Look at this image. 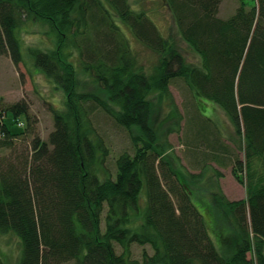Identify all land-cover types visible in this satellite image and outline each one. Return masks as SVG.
<instances>
[{
    "label": "trees",
    "instance_id": "1",
    "mask_svg": "<svg viewBox=\"0 0 264 264\" xmlns=\"http://www.w3.org/2000/svg\"><path fill=\"white\" fill-rule=\"evenodd\" d=\"M222 1L163 0L178 35L199 57L193 65L127 0H0V54L18 65L20 27L46 25L54 48L29 54L65 95L48 142L33 137L15 163L0 155V233L18 237L20 264H264V0H238L225 19L218 16ZM119 23L157 56L149 71L138 65ZM74 53L105 100L81 90ZM176 79L224 112L244 153V161L233 159L232 174L246 199L220 194L208 202L214 230L227 231L219 240L232 234L228 254L210 239L207 220L152 126L151 93L169 98ZM99 109L129 133L134 150L117 157L114 177L92 119ZM4 113L15 127L28 109L20 103ZM26 132L10 130L0 113V153ZM133 244L150 246L152 255L131 258Z\"/></svg>",
    "mask_w": 264,
    "mask_h": 264
},
{
    "label": "rangeland",
    "instance_id": "2",
    "mask_svg": "<svg viewBox=\"0 0 264 264\" xmlns=\"http://www.w3.org/2000/svg\"><path fill=\"white\" fill-rule=\"evenodd\" d=\"M127 3L131 10L145 12L164 38H172L189 63L199 64V57L178 35L172 15L163 0H127ZM238 5V0H223L218 16L224 19L230 17ZM119 26L138 65L149 71L156 63L157 56L147 50L127 26L120 23ZM17 37L21 44L22 62L14 65L9 56L0 54V113L5 116V123L10 130L15 131L17 128L27 131L26 139L19 140L13 150L0 153L5 162L13 163L29 148L33 137L48 142L54 129L53 113L65 108L64 92L34 66L29 54L31 49L47 52L54 48L50 29L42 23L26 21L18 30ZM71 61L77 70L81 90L105 100L106 95L89 83L88 77L79 67L75 53ZM169 92V98L156 91L151 93L149 100L153 109L152 126L157 132L159 143L165 149L164 158L178 178L185 181L191 191L193 204L204 221L207 220L210 239L220 252L228 254L232 247V234L225 241L219 240V235L227 231L223 227L220 231L218 227V230H214V217L208 213L211 212L208 202L210 196L220 194L228 201L246 199L245 186L238 183L232 174L233 159L244 161V153L233 141L235 131L223 111L209 101L195 96L182 80H174ZM20 103L26 105L28 115L20 117L14 127L11 124V114L7 116L4 110ZM92 119L98 135L108 147L106 166L114 177L117 157L123 153H134L130 135L125 129L118 127L113 118L103 110L99 109ZM224 150H229V154ZM102 218L103 231L104 216ZM115 248L118 254L122 253L119 245L116 244ZM21 251L16 235L0 233V260L3 264H20ZM130 251L131 258L137 260H141L144 252L148 255L153 253L150 246L136 244L131 246Z\"/></svg>",
    "mask_w": 264,
    "mask_h": 264
}]
</instances>
